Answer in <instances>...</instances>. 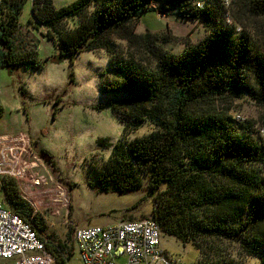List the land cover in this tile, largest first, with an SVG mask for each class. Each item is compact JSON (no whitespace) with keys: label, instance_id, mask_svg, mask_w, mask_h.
<instances>
[{"label":"trees","instance_id":"obj_1","mask_svg":"<svg viewBox=\"0 0 264 264\" xmlns=\"http://www.w3.org/2000/svg\"><path fill=\"white\" fill-rule=\"evenodd\" d=\"M24 1L5 0L3 5L1 66H43L36 46L15 50L13 35ZM153 1L73 0L59 7L52 0L32 1L37 23L52 30L49 39L56 35V61L83 50L105 49L110 72L102 91L125 93L112 101L123 124L122 138L98 165L97 180L115 183L121 191L140 187L143 174L153 191L165 182L167 196L157 198L153 215L162 234L187 239L191 227L193 235L234 234L229 221L238 222L246 211L249 237L256 245L264 243V137L249 119L239 131L227 108L217 105L219 99L246 96L264 108V0H202L203 7L199 0H166L165 6L176 5L180 16L203 19L205 36L180 53L155 44L150 48L153 56H113L114 38L151 46L150 34H137L134 23L152 9ZM69 18L77 24L65 27ZM145 120L154 129L129 138ZM2 187L7 205L29 219L32 207L13 179L5 178ZM197 211L207 217L199 218ZM58 245L52 250L57 264H68L74 245L67 252L65 243Z\"/></svg>","mask_w":264,"mask_h":264},{"label":"rangeland","instance_id":"obj_2","mask_svg":"<svg viewBox=\"0 0 264 264\" xmlns=\"http://www.w3.org/2000/svg\"><path fill=\"white\" fill-rule=\"evenodd\" d=\"M32 1L23 3L13 43L16 52L36 46L43 66L0 65V150L4 148L0 158L6 155L18 162L15 173L5 178L13 179L20 196L32 207L40 234L49 241L65 243L67 252L75 243L77 227L153 217L157 198H166L168 185L162 182L153 191L144 174L141 186L129 190H118L112 182H98V165L108 159L122 138L123 124L113 110L112 101L123 98L125 93L102 91L103 79L110 72L105 49L83 50L72 59L65 56L56 61L54 56L59 52L56 35L49 39L47 35L52 30L37 23ZM52 1L59 7L73 0ZM165 5L166 0H154L152 9L134 23L137 34H150L153 39L150 47L114 38L113 56H153L150 48L155 44L180 53L208 32L203 19L184 18L178 14L176 5ZM77 22L76 18H69L64 26H75ZM217 105L220 109L227 108L233 118L240 113L244 122L249 119L256 121V126H264V108L246 96L219 99ZM236 121L237 129L241 130L242 122ZM153 129V124L145 120L127 136L133 138ZM41 151L51 154L46 162L40 157ZM3 167L11 168L7 164ZM3 192L0 188L1 197ZM208 211L210 216L211 210ZM197 214L199 218L207 217L205 212ZM237 221H229L236 230L234 234L193 235L191 227L185 235L187 239L162 234L161 246L174 264H216L221 259L220 264H259L264 256V243L256 245L249 237L246 211L239 214ZM124 260V256L116 258L119 263ZM0 264H12V260L0 258ZM69 264H84L76 245Z\"/></svg>","mask_w":264,"mask_h":264},{"label":"built area","instance_id":"obj_3","mask_svg":"<svg viewBox=\"0 0 264 264\" xmlns=\"http://www.w3.org/2000/svg\"><path fill=\"white\" fill-rule=\"evenodd\" d=\"M229 3V0H224ZM5 0H0V22ZM203 7V1H197ZM234 118L244 122V116L236 113ZM257 125V124H256ZM259 136L264 137V126H256ZM0 151H4V148ZM17 161L0 158V178L15 173ZM11 168H5L4 165ZM162 231L154 217L120 219L108 224L77 227L74 246L78 248L84 264H172L173 259L161 246ZM59 243L43 237L35 224L34 216L29 219L13 211L0 199V258L12 260V264H57L53 253ZM62 256L66 252L60 250ZM124 256V262L116 258ZM69 264V258L67 259Z\"/></svg>","mask_w":264,"mask_h":264},{"label":"water","instance_id":"obj_4","mask_svg":"<svg viewBox=\"0 0 264 264\" xmlns=\"http://www.w3.org/2000/svg\"><path fill=\"white\" fill-rule=\"evenodd\" d=\"M40 157L46 162L49 160V157H51V154H49L47 151H41Z\"/></svg>","mask_w":264,"mask_h":264},{"label":"crops","instance_id":"obj_5","mask_svg":"<svg viewBox=\"0 0 264 264\" xmlns=\"http://www.w3.org/2000/svg\"><path fill=\"white\" fill-rule=\"evenodd\" d=\"M0 106H1V103H0ZM1 108H2V107H1ZM2 184H3V181H2V180H0V188H1V189H3V187H2ZM3 197H4V192H3V195H2V197L0 196V199H1V198H3Z\"/></svg>","mask_w":264,"mask_h":264}]
</instances>
